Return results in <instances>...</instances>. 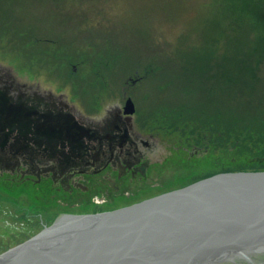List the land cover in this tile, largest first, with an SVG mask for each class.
I'll return each instance as SVG.
<instances>
[{"label":"rangeland","instance_id":"374dc122","mask_svg":"<svg viewBox=\"0 0 264 264\" xmlns=\"http://www.w3.org/2000/svg\"><path fill=\"white\" fill-rule=\"evenodd\" d=\"M246 1L0 0V62L20 83L66 89L88 106L130 97L166 141L202 147L134 182L102 169L45 189L35 174L29 183L0 168V253L64 214L112 211L221 172L264 171V0Z\"/></svg>","mask_w":264,"mask_h":264},{"label":"water","instance_id":"95a60500","mask_svg":"<svg viewBox=\"0 0 264 264\" xmlns=\"http://www.w3.org/2000/svg\"><path fill=\"white\" fill-rule=\"evenodd\" d=\"M134 107L129 98L126 112ZM29 116L17 97H0L3 130L28 126ZM250 255L264 256V171L221 172L112 211L64 214L0 253V264H218Z\"/></svg>","mask_w":264,"mask_h":264},{"label":"flooded vegetation","instance_id":"af4514ba","mask_svg":"<svg viewBox=\"0 0 264 264\" xmlns=\"http://www.w3.org/2000/svg\"><path fill=\"white\" fill-rule=\"evenodd\" d=\"M15 72L0 62V97L23 102L31 112L30 124L4 130L0 125V168L9 167L25 182L32 183L35 174L48 189L50 182L59 184L102 169L134 182L147 178L154 167L158 174L165 171L161 166L177 167L184 152L190 158L201 154V146L166 141L160 129L142 118L136 102L134 112H126L130 97H97L88 106L66 89L43 88L36 79L20 83ZM42 127L50 131L41 132Z\"/></svg>","mask_w":264,"mask_h":264},{"label":"trees","instance_id":"16d2710c","mask_svg":"<svg viewBox=\"0 0 264 264\" xmlns=\"http://www.w3.org/2000/svg\"><path fill=\"white\" fill-rule=\"evenodd\" d=\"M247 3H250V1L249 0H247L246 1ZM253 3H256L255 1L253 2ZM257 6H259L258 4H257ZM239 9H241V10H243L244 12L246 11V9H245V7L244 6H242V7H239ZM248 10V9H247ZM249 18H248V20H246L244 23H246V24H250L251 22H253V19H250L251 17L250 16H248ZM264 19V18H263ZM254 22H255V25L256 24H259V22H257L256 20H254ZM244 23H241L242 24V26L244 25ZM262 25H263V27H264V20H263V23H262ZM239 28H240V26H238ZM243 29H244V26L242 27ZM242 28H240V29H242ZM246 79V82H247V78H245ZM146 197H144L143 199H145ZM143 199H140V200H138V201H141V200H143ZM138 201H136V202H138ZM132 203H135V202H132ZM132 203H129V204H132ZM129 204H124V206L125 205H129ZM123 205H118V206H115V207H113V208H116V207H122ZM35 234V233H34ZM33 235V234H32ZM21 241H23V240H21ZM6 249H8V248H6ZM5 249V250H6Z\"/></svg>","mask_w":264,"mask_h":264},{"label":"bare ground","instance_id":"6f19581e","mask_svg":"<svg viewBox=\"0 0 264 264\" xmlns=\"http://www.w3.org/2000/svg\"><path fill=\"white\" fill-rule=\"evenodd\" d=\"M238 260V259H236ZM245 260L254 262V263H259L264 260V257H254L253 255H250L248 257H245Z\"/></svg>","mask_w":264,"mask_h":264}]
</instances>
